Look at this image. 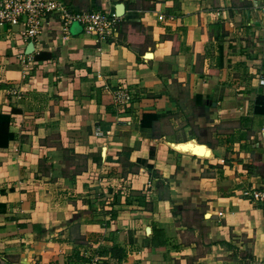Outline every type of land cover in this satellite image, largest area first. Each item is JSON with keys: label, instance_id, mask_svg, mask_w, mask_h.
<instances>
[{"label": "crops", "instance_id": "obj_1", "mask_svg": "<svg viewBox=\"0 0 264 264\" xmlns=\"http://www.w3.org/2000/svg\"><path fill=\"white\" fill-rule=\"evenodd\" d=\"M62 1L124 14L0 28V264H264V0Z\"/></svg>", "mask_w": 264, "mask_h": 264}, {"label": "built area", "instance_id": "obj_2", "mask_svg": "<svg viewBox=\"0 0 264 264\" xmlns=\"http://www.w3.org/2000/svg\"><path fill=\"white\" fill-rule=\"evenodd\" d=\"M54 20L62 32H68L69 26L76 24L84 33L93 35L97 42L106 44L114 37L120 19L115 14L99 11L71 12L62 0H0V28H19L24 42L40 41L45 25ZM98 50L102 51V48ZM112 98L117 105H127L132 96L128 89L118 87ZM244 195L264 201V190L245 192Z\"/></svg>", "mask_w": 264, "mask_h": 264}, {"label": "water", "instance_id": "obj_3", "mask_svg": "<svg viewBox=\"0 0 264 264\" xmlns=\"http://www.w3.org/2000/svg\"><path fill=\"white\" fill-rule=\"evenodd\" d=\"M115 14L117 17H122L124 14V6L122 4H118L115 6ZM27 53H31L33 51V44L29 43L28 47H27ZM151 54L147 53L145 54V58H150Z\"/></svg>", "mask_w": 264, "mask_h": 264}, {"label": "trees", "instance_id": "obj_4", "mask_svg": "<svg viewBox=\"0 0 264 264\" xmlns=\"http://www.w3.org/2000/svg\"><path fill=\"white\" fill-rule=\"evenodd\" d=\"M257 105L261 102V99L260 97L257 98ZM129 209H131L132 211H135V210H139V206H128Z\"/></svg>", "mask_w": 264, "mask_h": 264}]
</instances>
